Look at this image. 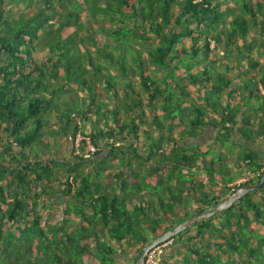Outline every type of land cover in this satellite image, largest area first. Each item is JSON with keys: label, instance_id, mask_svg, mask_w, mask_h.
<instances>
[{"label": "trees", "instance_id": "obj_1", "mask_svg": "<svg viewBox=\"0 0 264 264\" xmlns=\"http://www.w3.org/2000/svg\"><path fill=\"white\" fill-rule=\"evenodd\" d=\"M255 42L264 57V0H0V264H136L156 238L261 179L264 162L239 146L264 143ZM222 48L259 83L193 72ZM196 86L209 100L191 102V130L176 136ZM208 127L218 132L203 151L189 140ZM79 132L98 148L90 159L74 155ZM221 137L257 178L232 189L236 178L214 173ZM203 171L219 191L184 180ZM173 241L156 264H264V187Z\"/></svg>", "mask_w": 264, "mask_h": 264}, {"label": "rangeland", "instance_id": "obj_2", "mask_svg": "<svg viewBox=\"0 0 264 264\" xmlns=\"http://www.w3.org/2000/svg\"><path fill=\"white\" fill-rule=\"evenodd\" d=\"M252 42V40L250 41ZM254 42V41H253ZM261 50L259 44L257 42L253 43V52L251 53V56L259 61L261 64H264V57H262L261 54H259V51ZM225 53V50L222 48L220 49V51L218 53H214V54H210L209 56H205V54L198 59V63L199 65H196L193 69V72L195 74H197L198 76L201 75L203 73V70L205 71L206 68H208L209 70V73L211 74H229L230 76H235V78H237V82L236 84H238L239 82L241 84H244L245 82H248V80L250 78H254V82L255 83H259V75H258V72L257 71H252V73L247 77V78H244V79H241L238 74L239 72L241 71H247L248 69H250V65H249V61L248 60H245L242 65H239L238 61H237V58H238V52L234 51V52H230L228 55H229V58H225V56H223V53ZM246 53V52H245ZM219 55H221V57H219ZM227 55V54H226ZM41 57V56H40ZM227 67H230L232 70L229 72L227 71ZM238 73V74H237ZM237 74V76H236ZM255 85H252L251 88L252 89H255ZM260 87V86H259ZM190 90H191V98H190V104H189V99L185 102V104L183 106H188L189 104V110H186L184 112H178V115L180 117V119L183 117L184 118V122H185V125L184 126H177L175 128V134L176 136H179L178 132H176L177 130H181L183 131L184 130H191V126H190V123H189V120H188V117H189V111H192L195 103L191 104L192 101H198V105L197 106H202L204 107L203 105L201 104H204L202 101H208L209 100V96L207 95V93L205 92L204 94H202L203 92V89H200L199 86H196V87H190ZM80 94L82 96H84L83 93L80 92ZM145 96V95H144ZM213 96V95H211ZM145 98H147L145 96ZM217 102L218 104H226L225 100L224 99H216L213 97V101H212V105ZM187 103V105H186ZM148 104V103H146ZM148 106V105H147ZM161 105L159 104H156V112L159 114V115H163L164 114V111L160 108ZM217 110V108H216ZM146 112L148 113V116H152L149 108L147 107L146 109ZM209 112H207L208 114ZM163 119V117H161ZM48 120V119H47ZM99 118L96 116L95 117V120H94V123L97 124L99 121ZM52 121L55 122V124L58 122L56 121V118H53L52 117ZM179 122V118L177 120V123ZM86 127H89V124L86 126ZM85 127V129H86ZM169 128V127H168ZM91 130V128L87 129L86 132H89ZM145 131H143L142 133H144ZM217 132L218 130L213 128V127H208L207 131L202 135L200 136V138L198 140H189L190 142L194 143H199L201 144V149L203 151L205 150H208L209 147H210V143L213 142L215 140V137L217 135ZM51 133L54 134V132H52L51 130ZM200 133H201V129H200ZM145 133L142 135V139H141V142H140V146L142 148H144L145 146V143H146V140L147 138L145 137ZM45 141H50L52 139L48 138L46 139V137H44ZM220 142L218 144L215 145V147H213V151H212V156H216L217 154L221 155L223 160L225 159V163H224V166H225V169H221L220 167H217L216 170H215V174L216 175H222L224 176L225 178H229L231 176H233L234 178H236V180H239V178H241L243 175H245L249 169L247 167L245 168H242L240 169L239 164H236L234 161L232 160H235L236 156H237V151H236V148L233 147L232 145V142L231 143H223L221 144L223 141L225 140H222V137L220 138ZM264 144V143H263ZM59 145H62V150L65 147H67V141L66 139H61V144ZM57 147H58V144H57ZM44 154H47L43 151ZM67 153V150H64L62 152V154H65ZM235 154V155H234ZM210 159H212L211 157H208L207 160L209 161ZM218 160V159H217ZM230 161V162H229ZM232 161V162H231ZM97 165H95L94 167H96ZM109 169H111L112 171H114L113 173H117L120 169H119V166L117 163L115 162H110L109 165L107 166ZM100 168V167H99ZM95 172V171H94ZM184 180H189V181H192L194 180L195 181V184H197V188H201V184L204 183V185L206 186V189H214L216 191H219L221 189V183L218 182L215 183L213 182V180L211 179L208 171H203L201 174H191L187 177L184 178ZM193 202H190L188 204V207L189 208H192L193 207ZM50 222V220H48ZM176 248H177V244L176 242L174 241L172 244L169 245V247H165L163 248V251L161 250L160 252H158V256H157V260L158 262L162 261L163 259L165 258H171L170 256L176 252Z\"/></svg>", "mask_w": 264, "mask_h": 264}, {"label": "water", "instance_id": "obj_3", "mask_svg": "<svg viewBox=\"0 0 264 264\" xmlns=\"http://www.w3.org/2000/svg\"><path fill=\"white\" fill-rule=\"evenodd\" d=\"M262 187H264V175L261 179H259L255 183L247 184L242 186L240 189H238L236 192L232 193L230 196H228L223 201L217 203L214 206H211L204 211L188 218L184 222L180 223L175 228L167 231L162 236L156 238L151 244L146 246L142 253L140 254V257L136 264H145L146 263V257L147 255L154 250L155 248L165 244L166 242L174 239L178 235L184 233L187 230H190L197 226L198 224L209 220L210 218L217 216L219 214L224 213L225 211L229 210L231 207H233L236 203L241 201L246 195L253 193L257 190H260Z\"/></svg>", "mask_w": 264, "mask_h": 264}, {"label": "built area", "instance_id": "obj_4", "mask_svg": "<svg viewBox=\"0 0 264 264\" xmlns=\"http://www.w3.org/2000/svg\"><path fill=\"white\" fill-rule=\"evenodd\" d=\"M201 1V0H197ZM85 142V150L81 149L82 144ZM98 151V148L92 144V141L89 137L83 135L82 132H79L76 135L74 141V155L78 157H83L84 159H90ZM247 179H243L241 182H245ZM155 252L151 253L149 256L148 263L151 264L154 261Z\"/></svg>", "mask_w": 264, "mask_h": 264}, {"label": "clouds", "instance_id": "obj_5", "mask_svg": "<svg viewBox=\"0 0 264 264\" xmlns=\"http://www.w3.org/2000/svg\"><path fill=\"white\" fill-rule=\"evenodd\" d=\"M202 1V0H201ZM201 1H197L196 0V2H201ZM211 48L212 49H216L217 48V45H216V43H215V41L214 40H212L211 41ZM223 53V52H222ZM223 55H224V53H223ZM202 135V134H201ZM214 142V141H213ZM212 142V143H213ZM212 143H211V145H212ZM218 144V143H217ZM210 145V146H211ZM215 147V146H214ZM212 157H214V156H212ZM245 167H247L248 169H249V171L245 174V175H243L241 178H239V180H235L234 181V183L233 184H230L229 186L232 188V189H234V188H236L237 186H240V185H242V184H245V183H247V182H249V181H251V180H254L255 178H257L258 176H259V172H255L254 170H252V169H250L248 166H245ZM263 170L264 169H262V171H260L261 173L263 172ZM243 179H247L245 182H241ZM257 182V181H256ZM251 184V183H250ZM221 186H222V184H221ZM241 188V187H240ZM236 192V191H235ZM231 195V194H230ZM229 195V196H230ZM192 217V216H191ZM191 230V229H190ZM176 238V237H175ZM174 241H173V239L172 240H170V242L168 241V242H166L165 244H163V245H161V246H159V247H157V248H155L154 250H152L148 255H147V257H146V263L145 264H149L148 263V261H149V256H150V254L151 253H153V252H155V256H154V261H153V263H151V264H156L157 262H158V260H157V256H158V252H160L161 250L163 251V248H167V247H169V245L170 244H172Z\"/></svg>", "mask_w": 264, "mask_h": 264}, {"label": "crops", "instance_id": "obj_6", "mask_svg": "<svg viewBox=\"0 0 264 264\" xmlns=\"http://www.w3.org/2000/svg\"><path fill=\"white\" fill-rule=\"evenodd\" d=\"M200 136H202V135L200 134ZM200 136L197 139H195V140H198L200 138ZM240 140H241L240 141L241 144L239 145L240 147H243L244 145H245L244 147L249 146L247 148H249L252 151H254L260 157V159L262 160V162H264V144H263V142L259 141V143H256L255 142V143H248L247 144V143H244L242 139H240ZM66 141H67V139H66ZM243 148H241V149H243ZM63 149L64 150H67V152H69L71 150V146L68 143V141H67V147L64 146ZM239 153L241 154L242 152L239 151ZM243 168H245V166H243Z\"/></svg>", "mask_w": 264, "mask_h": 264}]
</instances>
